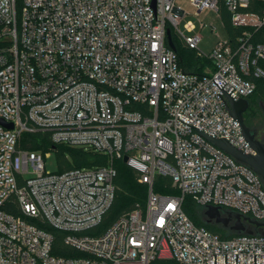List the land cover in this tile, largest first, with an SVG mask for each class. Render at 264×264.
<instances>
[{"label":"built area","instance_id":"built-area-1","mask_svg":"<svg viewBox=\"0 0 264 264\" xmlns=\"http://www.w3.org/2000/svg\"><path fill=\"white\" fill-rule=\"evenodd\" d=\"M190 1L196 15L225 3L241 33L205 54L196 24L181 30L189 13L176 0H0V264H215V254L216 264L225 254L227 264L236 254L238 264H254V254L264 264L263 234L223 237L183 209L189 195L222 217L231 219L226 209L264 221L261 175L189 125L255 153L213 79H225L235 100L264 80V42L253 41L264 0ZM168 30L211 61L204 73L181 67ZM37 131L100 152L107 164L47 170L49 151L19 147L24 132ZM120 158L148 184L146 204L89 233L114 202ZM158 175L179 193L154 191ZM47 227L65 232V247Z\"/></svg>","mask_w":264,"mask_h":264},{"label":"trees","instance_id":"trees-1","mask_svg":"<svg viewBox=\"0 0 264 264\" xmlns=\"http://www.w3.org/2000/svg\"><path fill=\"white\" fill-rule=\"evenodd\" d=\"M18 1L20 0H17V2ZM221 13L225 20V25L229 30V35L235 39V37L241 33L242 29L235 28L232 25L230 13L223 2H221ZM171 35L176 47V52L178 54L181 67L191 72L204 73V66L206 64H211V61L207 58L201 59L200 56L197 55L196 51L185 46L172 30ZM253 41L264 42V29L255 32ZM260 65L264 67V60L260 61ZM247 99L249 100V107L246 113L252 117V120L257 119L258 113L261 111V106L256 100H261L264 102V80L262 78L257 79V87L255 91L247 97ZM250 122L252 121L250 120ZM249 126H251V123ZM19 147L29 150H42L43 152L55 149L59 158L60 167L57 170L59 172L73 167H90L107 164V157L104 154L91 149L75 147L65 143H54L50 139L49 133L41 131L24 132L20 138ZM67 153L70 154L71 159L67 157ZM115 166L117 167V175L115 177L117 191L114 202L105 215L102 223L96 228L89 230V233H101L105 231L122 214L138 207H143L146 204L149 189L148 184L139 182L137 172L128 166L121 158L115 161ZM153 189L158 193L164 194L179 193V190L173 186L172 177L168 175H158L154 180ZM195 204L198 203L195 202L191 196H185L183 201V209L196 224L205 226L207 229L211 230L212 232H216L223 237H231L238 234H243L239 233L238 231L229 232L227 227L223 225L200 219V216L195 208ZM8 210L12 209L8 208ZM47 228L54 232L56 237L55 243L57 247H65L63 243L65 232L59 229H53L50 227ZM150 264L181 263L175 259L156 258L151 261Z\"/></svg>","mask_w":264,"mask_h":264},{"label":"water","instance_id":"water-1","mask_svg":"<svg viewBox=\"0 0 264 264\" xmlns=\"http://www.w3.org/2000/svg\"><path fill=\"white\" fill-rule=\"evenodd\" d=\"M153 6H156V0H153ZM167 38L169 45L176 49L175 44L172 40V36L170 31H167ZM216 84L224 91V93L227 95L229 99V103H226L223 97L221 96L224 104L226 105L228 111L230 114L236 118L240 125H241V132L245 136L246 140L250 144V146L254 149L255 153H249L245 151L244 149L232 144L226 137H216L213 134H209L206 131L198 128L197 126L193 124H189L192 127H196L198 132L200 134L205 135L209 140L214 142L219 148L223 149L224 151L228 152L229 154L233 155L236 159H238L241 162H244L248 165H250L261 177L264 179V141L258 139L255 134L251 131V129L248 127V125L244 121L243 113L248 109L249 107V100L247 98H239L238 100H235L230 94L233 90L230 92H227L222 86L227 82L225 79L222 81L221 84H219L215 78L213 79ZM264 109V107H263ZM1 122L9 127L13 128L14 124L12 122H6L3 119H1ZM128 158L127 155L123 157V160L126 161ZM206 213L210 218H214L217 223H222L224 226H228L230 223L229 217H222L220 208L216 206H208L206 209ZM235 218L237 219L235 222V225L233 228L238 231L239 233H247V234H254L256 233L252 228H247L242 220L250 222L251 224L255 225L259 229V233L264 235V221H258L255 219H252L250 216H243L240 213H235ZM215 264H216V254H215ZM225 264H227V254H225ZM236 264H238V254H236ZM254 264H262V263H256V254H254Z\"/></svg>","mask_w":264,"mask_h":264},{"label":"rangeland","instance_id":"rangeland-1","mask_svg":"<svg viewBox=\"0 0 264 264\" xmlns=\"http://www.w3.org/2000/svg\"><path fill=\"white\" fill-rule=\"evenodd\" d=\"M176 3L181 6L182 8H184L189 14L186 15L181 23H180V28L182 31H186L185 30V26L184 24L187 21H192L196 24L197 26V32L200 33L202 35V39L199 42V48L201 51H203L205 54H209L212 49L216 46L217 42L219 39H226L229 36V30L227 29L226 25H225V20L222 16L221 11L218 12L216 10H211L208 8L203 9L199 14H195V6L191 3L190 0H176ZM201 21L204 23V27L201 28L200 24ZM201 59H204V57H200ZM209 65L206 64L204 66V68H208ZM260 106H261V111L258 113V118L255 119V124L259 125V129H258V135L257 138H259L260 140L264 141V102H262L261 100H256ZM40 152H43L42 150H38ZM50 153L48 155H46L45 157V165L47 170H51V171H57L60 167L59 164V158H58V154L56 153L55 149H52L49 151ZM67 157L69 159L70 158V154L67 153ZM195 208L200 216V219L204 220V221H209L211 223H216L219 225H223L222 223H217L216 220L214 218H210L208 216V214L206 213V209L199 205V204H195ZM236 218L235 216H232L230 219V223L227 227L228 231H236L233 226L235 225L236 222ZM243 224L248 227L251 223L242 220ZM224 226V225H223ZM249 227H251L256 233H259V229L258 227L254 226V225H250Z\"/></svg>","mask_w":264,"mask_h":264},{"label":"flooded vegetation","instance_id":"flooded-vegetation-1","mask_svg":"<svg viewBox=\"0 0 264 264\" xmlns=\"http://www.w3.org/2000/svg\"><path fill=\"white\" fill-rule=\"evenodd\" d=\"M247 111V110H246ZM246 111L243 113V117H244V121H245V123L248 125V127L251 129V131L255 134V136L257 137V135H258V129H259V125H256L254 122H255V119L254 120H252V117H250L247 113H246ZM250 120L253 122H250ZM250 123H251V126H249L250 125ZM253 124V125H252ZM259 139V138H258ZM221 211L223 212V213H229V214H231L232 216H235V213H233L232 211H230V210H226V209H221ZM250 225H252V224H250ZM249 225V226H250ZM247 227V228H251V227Z\"/></svg>","mask_w":264,"mask_h":264}]
</instances>
